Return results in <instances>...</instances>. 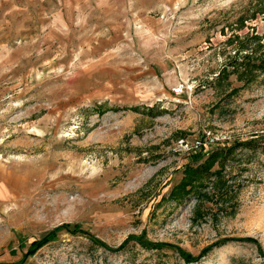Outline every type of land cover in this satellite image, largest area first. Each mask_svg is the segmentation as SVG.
Wrapping results in <instances>:
<instances>
[{
  "label": "rangeland",
  "instance_id": "374dc122",
  "mask_svg": "<svg viewBox=\"0 0 264 264\" xmlns=\"http://www.w3.org/2000/svg\"><path fill=\"white\" fill-rule=\"evenodd\" d=\"M247 53L264 0H0V264H264V153L188 170L264 134Z\"/></svg>",
  "mask_w": 264,
  "mask_h": 264
},
{
  "label": "trees",
  "instance_id": "16d2710c",
  "mask_svg": "<svg viewBox=\"0 0 264 264\" xmlns=\"http://www.w3.org/2000/svg\"><path fill=\"white\" fill-rule=\"evenodd\" d=\"M251 38V37H250ZM250 38H248L249 40H251ZM254 39H257L259 41V37L254 36ZM257 40H256V44H257ZM242 46H240L239 50H249L251 47L247 44V40H245V42H242ZM258 47H260L258 45ZM240 54H237L234 57V60L231 62V64L233 65V69L236 70V68H239V66H241L242 68H244L245 70L248 71H254V70H262L264 71V58L261 60H258L255 58V55L253 54H241V58L237 57ZM241 59V60H239ZM99 110H103V107L98 106ZM133 110L135 111H140V108L138 107H133ZM149 111H154V107H152L151 109H149ZM157 113H161V112H155V114ZM237 152H244L243 156L253 158L254 156H256L257 154H263L264 153V134H257V135H253L250 138L244 139V140H235L234 142L230 143L228 146H220L216 149H212L211 152H209L206 156V160L205 161H197L195 167L193 166H189L188 170L189 172H191V176H201V177H208V176H214L217 173H221V171L225 168V166L227 165L226 163H228L230 160H233L236 158V153ZM216 162H219L222 170L217 172H213L211 170V166L213 164H215ZM187 183V179L184 180V184L181 185L178 189L177 192L173 193L172 192V197L175 199H180L182 200L183 197H187L190 195L191 190H186L185 189V184ZM67 227V226H64ZM70 232L76 234V233H80V234H84L83 232H79V230L75 229L74 231ZM86 237H89L92 241L93 244L97 245V246H101L104 247L105 249L112 251V252H118L123 250L128 244L129 242H131V240L133 239L134 236H130L124 243H122L120 246L118 247H112V246H108L107 244H104L103 242H101L100 240H96L94 239L92 236H89L87 234ZM54 236H50V238H46L42 243H40V245L38 246L39 248L44 246L45 244L49 243L50 241H52V238ZM136 239V242L139 243L140 245H142L143 247L146 248H162V247H166L169 245L166 244H161V243H154L151 241H147L142 239L141 237H134ZM39 243V242H38ZM171 246V245H170ZM186 253H183V255ZM185 259L187 261H195L197 258L195 256H193L192 254L187 253L185 255Z\"/></svg>",
  "mask_w": 264,
  "mask_h": 264
},
{
  "label": "built area",
  "instance_id": "2783aa9c",
  "mask_svg": "<svg viewBox=\"0 0 264 264\" xmlns=\"http://www.w3.org/2000/svg\"><path fill=\"white\" fill-rule=\"evenodd\" d=\"M184 90H185L184 84H179L176 88H174V92L176 94H182V93H184Z\"/></svg>",
  "mask_w": 264,
  "mask_h": 264
}]
</instances>
